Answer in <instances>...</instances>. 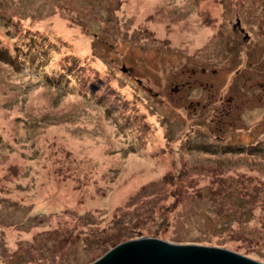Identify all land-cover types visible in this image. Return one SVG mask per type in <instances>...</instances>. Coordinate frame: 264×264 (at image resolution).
<instances>
[{"label": "rangeland", "instance_id": "1", "mask_svg": "<svg viewBox=\"0 0 264 264\" xmlns=\"http://www.w3.org/2000/svg\"><path fill=\"white\" fill-rule=\"evenodd\" d=\"M40 26L79 74L0 61V264L77 263L81 215L264 263V0H0L2 46Z\"/></svg>", "mask_w": 264, "mask_h": 264}, {"label": "trees", "instance_id": "2", "mask_svg": "<svg viewBox=\"0 0 264 264\" xmlns=\"http://www.w3.org/2000/svg\"><path fill=\"white\" fill-rule=\"evenodd\" d=\"M81 10L85 11L84 7H81ZM63 11H65L70 16L69 19L79 22L81 26H83V28L91 32V28H89L86 25L87 24L86 22H84L79 17L78 18L80 20H77V17L75 16L73 12L76 10H74L72 6H70L69 8ZM77 11L78 13L81 12L79 10ZM110 11L113 12V10H110ZM90 13L91 14L89 15L91 16L93 21L98 20L102 24H105L104 23L105 20L102 18V15L100 13H97V12L93 13L91 10H90ZM70 14H72L73 16H71ZM10 20L11 19H9L8 21ZM98 29L104 31V29L102 28H98ZM93 34L94 36H99L98 32H94ZM12 36L18 37V39L28 40V42L23 43L24 45L22 44L20 46L17 45L16 48H12V47L6 48L2 46V44L0 43V61L2 62L7 61L9 63L13 61L14 63L18 64L19 69L24 68L25 64H28V63L31 66H36L33 68L38 69L39 76H41L46 81L53 83V84H62V83H64L65 85L69 84L71 83V79L67 74L72 75L73 77L79 74V72L77 71L79 69L75 65V63L69 64V62L65 61L64 59H61L65 57L64 51H65L66 45L64 44V42L67 40L60 38V37L50 39V37L47 35L45 29L42 26L36 27V29L34 30V33H31L28 31H21L20 29V30L12 32ZM82 42L85 44L86 41L83 40ZM11 49H14V50L12 51ZM117 79L116 81L114 79L112 83L113 85L115 84V86H117L121 90V87L119 86L121 84L120 83L121 80L119 78ZM86 90L88 91L89 88ZM100 99H103V98L100 97ZM128 101H131V100H128ZM129 109H130V104L128 103L121 105L118 101V103L116 104V111L118 112V114H126V112H128ZM107 111H109V108H107ZM233 204L234 203H232L231 206ZM117 222H119V219H116V223ZM77 224H81L83 227H86V229H83L81 231L83 233H86L89 236H92V241H90V244H86L87 254L85 255V257L79 259L77 263H74V264H90L94 262L95 260H97L99 257L103 256L106 252H108L112 248L116 247V245H118L123 240L121 239L123 238L121 236L124 232L115 231L114 233H110V232H107L105 229H100V227L97 226L98 223L91 215L79 216ZM76 228L77 227H75L74 225L70 228V231H72V232L69 231L70 236L73 235V231ZM63 231L67 232L68 230L63 229ZM130 235L131 234L129 233L128 234L125 233V238H128V239L133 238V237L137 238V236L141 234L132 235V236ZM262 236H264V233H262ZM68 239H69V236L66 234L65 238L63 237L62 239H60L59 244L66 245L65 243ZM54 245L52 246L54 247ZM255 257H262V256H255ZM262 260L264 261V259ZM69 264H72V263H69Z\"/></svg>", "mask_w": 264, "mask_h": 264}, {"label": "water", "instance_id": "3", "mask_svg": "<svg viewBox=\"0 0 264 264\" xmlns=\"http://www.w3.org/2000/svg\"><path fill=\"white\" fill-rule=\"evenodd\" d=\"M91 264H264L230 249L154 237L120 243Z\"/></svg>", "mask_w": 264, "mask_h": 264}]
</instances>
